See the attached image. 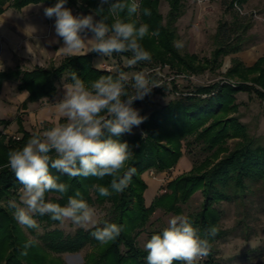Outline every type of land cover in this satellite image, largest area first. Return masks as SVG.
I'll list each match as a JSON object with an SVG mask.
<instances>
[{"label":"trees","instance_id":"obj_1","mask_svg":"<svg viewBox=\"0 0 264 264\" xmlns=\"http://www.w3.org/2000/svg\"><path fill=\"white\" fill-rule=\"evenodd\" d=\"M162 1H167L170 6L166 17L160 11ZM57 2L58 0H0V14L5 12L7 6L22 9L29 4L47 3L50 7ZM80 2L86 4V7H81ZM185 2L186 0H140L142 9L149 8L151 15L144 16L141 12L134 16L137 26L140 23H147L150 31L159 32V36H148L142 41L143 47L152 55V60L149 62L152 66L171 62L183 66L186 71L202 72L210 64L212 68L221 67L225 56L237 54L249 45V34L254 27L253 15L242 14L235 8L236 2L243 8L248 0H231L225 4V13L231 14V19L224 14L219 20L214 34L216 49L212 57L200 63L196 54L181 53L175 43L179 37L178 22L186 13ZM65 5L68 8L75 7L79 11L84 8L88 12L91 9L94 12L98 0H67ZM104 15H107L106 10ZM97 17V20L101 18L98 15ZM97 56L98 53L92 52L88 55L69 56L57 67L36 68L30 71L18 67L15 70L0 72V86L6 81L17 82L18 90L30 92L29 100L32 102L54 98L58 93V83L62 79L68 82L70 72H76L85 82L101 75L116 74L97 68L94 63ZM113 56H131V54L114 53ZM226 77L236 81V86L221 85V83L201 86L195 93L172 100L151 112H146L140 107L141 100L134 102L133 107L139 108L140 114L147 119L139 126L140 132L124 134L120 138L132 147L134 159L128 166L136 168L129 187L123 193L102 197L92 187L95 183L107 186L110 182L109 177L103 181H98L94 177L72 179L52 170L54 175H59L60 182L69 184L70 188L63 197L59 193H48L46 196L48 200L64 205L67 196L79 190L90 206L110 204L108 215L96 227H103L104 223L108 222L124 225L125 230L114 242L106 245H101L92 237L91 232L95 231V227L91 229L78 227L73 234H65L61 229H55L39 235L40 243L36 242L29 248L27 256L20 254L24 243L30 238L13 218L7 205H3V201L10 197L18 199L21 187L14 174L6 167V162L9 150L21 147L33 133L22 130L23 136L19 139L2 136L0 138V264H55L50 262L51 253L76 254L88 246H91L94 252L86 255L85 264H146L147 253L137 246L136 237L158 208L181 213L180 203L187 204L198 190H202L203 209L188 214V218L203 234L208 227L218 226L220 212L215 207L216 204L222 202L242 204L255 187H259L264 192V145L258 144L251 138L247 127L234 115L239 110V106L235 104L239 93H254L264 101V57L250 67L239 58L232 59V66L227 71ZM156 92L152 91L151 95L143 100L152 98ZM188 136H196V139L203 143L202 149L210 153L209 156L200 167H194L191 172L171 181L168 184L171 193L156 198L151 206L147 207L145 193L148 184L143 179L144 173L151 170L164 172L173 168L182 155V142ZM229 138L238 139L233 149L226 146ZM212 158L218 161H212ZM51 194H57L58 197ZM36 217L46 221L48 226L59 225L48 216ZM160 232L162 230L153 234ZM222 233L223 231L218 229V235L211 240L212 245ZM214 252L213 245L208 255L209 261L205 264H217Z\"/></svg>","mask_w":264,"mask_h":264},{"label":"clouds","instance_id":"obj_2","mask_svg":"<svg viewBox=\"0 0 264 264\" xmlns=\"http://www.w3.org/2000/svg\"><path fill=\"white\" fill-rule=\"evenodd\" d=\"M66 2L58 0L44 9L47 18L55 17V32L63 40L58 51L68 56L96 52L103 57L130 53L128 67L151 62L152 55L142 41L148 36H159V32L150 31L147 23L137 26L134 16L141 12L151 15L149 8L142 9L139 0H98L94 14L81 16L73 15L65 7ZM235 7L239 11V6ZM96 15L101 18L95 19ZM175 46L182 48L183 43L177 41ZM69 76L70 80L63 83L62 97L54 103L64 122L34 132L21 147L7 153L6 167L21 185L18 199H9L7 208L26 229L39 230L34 217L48 216L60 225L71 222L81 228L95 227L92 237L106 245L114 242L125 226L105 222L103 227H96V210L79 190L68 195L64 205L48 200V193L63 197L70 188L52 170L72 179L94 177L103 181L109 177L107 186L95 183L92 187L102 197L123 193L136 168L128 166L134 159L132 147L120 138L132 134L133 128L147 119L133 107L134 102L142 101L160 86L144 71L130 75L117 70L115 75H101L88 82L74 71ZM217 235L215 225L201 234L187 216L174 215L162 232L151 235L144 243L146 264H198L210 255L211 240ZM35 243L34 239L27 240L20 254L27 256Z\"/></svg>","mask_w":264,"mask_h":264},{"label":"rangeland","instance_id":"obj_3","mask_svg":"<svg viewBox=\"0 0 264 264\" xmlns=\"http://www.w3.org/2000/svg\"><path fill=\"white\" fill-rule=\"evenodd\" d=\"M229 1L231 0H186V13L178 22L179 37L177 41L183 43V47L179 48L181 53L196 54L200 63L212 57V53L216 49L214 34L216 33L219 20L226 14L225 4ZM80 5H82L81 7H86V4L83 5L82 2H80ZM84 8L80 11L75 7L70 9L75 16L94 14L91 8L87 7V9H91L90 13ZM169 8L167 1L161 2L160 11L164 17L167 16ZM243 11L245 14H252L254 20V27L249 34V45L244 49L248 50L264 35V0H248L243 6ZM226 17L231 19V14H226ZM94 18L97 19V15ZM235 56L236 54L225 56L221 67L214 66L212 68V64H210L205 70L201 68L203 69L202 72L186 71L183 66L171 62L157 66H152L149 62H141L135 66L128 67L127 59L130 56L118 57L113 55L111 57L101 56L99 67L113 73H116L117 70L125 71L130 75L139 71L148 73L150 78L155 80L160 86L152 90L157 91L152 98L142 100L140 105L146 112H151L172 100L195 93L196 89L201 86H209L215 83L236 86V81L226 77L227 71L232 66V59L236 58ZM64 81L65 79H62L59 83ZM235 104L239 106V110L234 115L239 117L240 122L247 127L250 137L258 144L264 145V101L254 93L242 92L237 95ZM138 110L140 109L138 108ZM209 124L210 122L207 126ZM46 128H48V125L45 123L40 127L39 125L34 127V131H42ZM140 131V127H135L132 130V134ZM14 136L18 137L16 132ZM237 141L238 139L236 138H229L226 146L229 149H233ZM182 143V155L173 168L164 172L151 170L144 173L143 179L149 188V192L146 191L148 192L147 207H150L156 198L170 194L171 190H169L168 184L179 176L191 172L194 167H200L210 154L202 149L203 143L198 141L196 136H188ZM212 161L218 160L212 158ZM51 196L58 197L57 194H51ZM12 198L10 197L9 199ZM9 199L4 200L3 205H7ZM203 203V192L198 190L187 204L180 203L181 213L169 212L166 209L158 208L151 215L149 223L141 232L139 231L136 237L137 246L144 249V243L150 239L154 232L167 227L168 220L172 216L182 214L188 217V214L200 212L203 209ZM109 206V203L104 206H92L96 210L98 224L108 215ZM215 207L220 212V221L217 228L223 231L221 237L213 244L216 263L264 264L263 190L255 187L242 204L222 202L216 204ZM35 219L39 224V230L26 229L23 226L22 228L25 234L30 239H34L37 244L40 243L38 236L48 231L61 229L65 234H73L78 228L71 222H66L64 225L48 226L46 221H42L37 217ZM91 228L93 227L89 226L85 229ZM92 252H94V249L88 246L76 254L56 255L51 253L49 259H51L50 262L55 264H85L86 255ZM208 261L209 256L199 261L198 264H205Z\"/></svg>","mask_w":264,"mask_h":264},{"label":"crops","instance_id":"obj_4","mask_svg":"<svg viewBox=\"0 0 264 264\" xmlns=\"http://www.w3.org/2000/svg\"><path fill=\"white\" fill-rule=\"evenodd\" d=\"M47 7V3L29 4L22 9L7 6L5 12L0 14V72L18 67L27 71L57 67L69 57L58 51L63 46V40L55 32V17L47 18L44 14ZM65 7L68 8L67 5ZM91 36L88 33V37ZM235 57L249 67L253 66L264 57V35L255 45L237 53ZM100 60L101 55L94 59L97 68H100ZM63 83H58V93L54 98L32 102L29 100L30 92L18 90L17 82H4L0 86V138H15V132L22 137V130L34 133V127L45 123L48 127L63 123L64 119L54 105L63 95ZM148 192L145 194L146 201Z\"/></svg>","mask_w":264,"mask_h":264},{"label":"built area","instance_id":"obj_5","mask_svg":"<svg viewBox=\"0 0 264 264\" xmlns=\"http://www.w3.org/2000/svg\"><path fill=\"white\" fill-rule=\"evenodd\" d=\"M235 5H238L239 6V11L242 13V14H245L244 11H243V8L239 5L238 2L235 3ZM236 8V7H235ZM17 139H19V137H15Z\"/></svg>","mask_w":264,"mask_h":264}]
</instances>
